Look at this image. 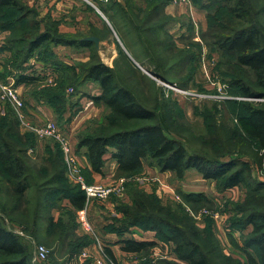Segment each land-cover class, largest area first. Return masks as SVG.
I'll return each instance as SVG.
<instances>
[{
  "label": "trees",
  "instance_id": "16d2710c",
  "mask_svg": "<svg viewBox=\"0 0 264 264\" xmlns=\"http://www.w3.org/2000/svg\"><path fill=\"white\" fill-rule=\"evenodd\" d=\"M191 1L194 5V1L199 0ZM211 1L212 6L200 4L206 8L205 11L218 6L214 15L209 12L206 14L207 25L208 19H211L209 28L215 30L217 27L225 31V34H214L212 43L218 50L232 56L230 80L223 79V81L234 90L238 98L264 99V29L262 30L258 25L264 17V1L258 0L260 6L253 12V18H250L248 10L249 0ZM168 3L169 0H158L152 13L159 15L161 7ZM33 13V9L31 10L25 3H19L17 0H0V30L9 32L5 49L11 54L9 61L11 68L19 72V75L16 72L14 76V84L36 80L20 72L24 63L44 43L46 46L62 44L75 48L95 49L94 43L84 41V37L75 40L67 38L69 37L67 35H61L55 25L53 26L58 35L48 29L40 30L41 22L39 23L37 18L30 19ZM217 21L222 22V26H217ZM232 23L237 25H229ZM163 24H157L156 28L148 26V29L165 31ZM157 39L160 41L159 38ZM46 46L42 47L43 50H40L38 55L44 60H48L51 54ZM88 61L89 65L82 72L84 81L86 82L87 79L100 87L101 93L96 100L105 107L101 120L91 121L86 131L80 134L76 144L77 149H86L87 164L92 172L102 173L107 155L116 161L117 178L138 177L142 174L145 165L155 167L160 172H171L177 180H182L187 171L195 170L204 180L214 182L218 192L240 186L245 190V198L255 205H262V202L264 204V180L252 177L253 172L249 166L247 167L249 174L243 166H239L240 159L249 156L248 151L240 150V147L251 148L254 144L262 153L261 156H264L263 103L242 104L243 111L238 117V124L245 127L243 133L237 127L225 126L221 127L223 130L221 138L212 139L214 145L227 143L233 151L222 152L216 149L212 155L201 150L188 151L181 142L170 136L172 132L169 129L170 120L167 121L163 112L158 110L156 113L154 109L138 101L132 91L118 81L113 69L99 59L89 57ZM70 73L77 75L73 71ZM62 79L63 77L56 87L42 88L32 93L36 101L48 105L58 120L62 119L68 102L64 93L66 86ZM66 80L73 81V78L71 76ZM1 81L6 83L3 79ZM84 81L82 79L79 84H75L80 86L85 83ZM252 105H260V107ZM14 127L20 132L19 137L12 136ZM32 138L36 139L32 133H21L12 110L4 116L0 115V176L9 187L7 194L16 198L11 205L7 201H0V210L7 214L15 212L16 215L30 217L29 225L25 228L26 236L30 238L39 239L44 233L47 236L53 235L55 253L62 251V255L65 256L64 264L65 260L71 261L73 256L88 244L87 236L76 234L78 225L75 211L84 208L85 195L79 185L67 178L63 154L57 144L52 142L57 153L45 150L47 157L41 159L40 164L30 165L27 162L26 152L36 145ZM12 141L20 146L16 148ZM149 162L150 164H147ZM257 164L260 167V163ZM57 185L58 188H55ZM129 186L135 188L127 194L129 204L119 207L118 211L123 216L119 231H127L134 226L153 231L158 240L172 243L176 259L185 264H264V209L250 208L243 222L239 220L240 224L245 225L240 228L242 231L252 226V230L237 244L238 250L244 255L241 261L223 255L217 237L209 227L200 231L194 228L195 223L193 227L190 224L185 225L187 218L173 214L169 207H165L153 194H146L134 183H127L126 188ZM29 190L34 193L31 199L27 197ZM257 190L263 191L255 194ZM181 196L190 204L208 197L200 193L182 191ZM64 200L69 201L73 209L63 206ZM246 204L250 206L249 201ZM54 211L58 212L56 223L53 222ZM235 225L233 222L232 226ZM234 229L238 230L235 227ZM122 243L123 252L137 255L144 252L149 254L158 247L155 242H138L131 239H126ZM105 251L114 261L112 254L108 250ZM0 264H32L22 239L1 223ZM156 264H178V262L160 259Z\"/></svg>",
  "mask_w": 264,
  "mask_h": 264
},
{
  "label": "rangeland",
  "instance_id": "374dc122",
  "mask_svg": "<svg viewBox=\"0 0 264 264\" xmlns=\"http://www.w3.org/2000/svg\"><path fill=\"white\" fill-rule=\"evenodd\" d=\"M17 1L19 3L28 2V0ZM171 1L169 0V3ZM91 2L94 6L82 1L80 2V4L85 5L83 7L82 5L80 6L88 14L86 17L87 27L80 30L76 29V25H73V28L70 30L71 32L67 34L69 36L67 38L78 40L90 36L92 33L99 35L104 45L98 43V53L94 51L95 49L93 47L88 48L89 57L99 59V61L112 68L118 81L128 87L142 104L154 109L156 113H158V110L161 113L163 112L166 115L167 121L170 120L168 122L170 125L169 129L172 131L170 132V136L181 142L188 151L201 150L208 155L214 154V150L216 149L222 150V152H226L227 150L233 151V148L227 146V143L214 145L212 139L214 137L221 138L223 133L221 127L225 126L237 127L243 133L245 127L238 124V117H240L243 111L242 104H264V102L251 100L245 102L244 100L236 99L238 96L235 95L234 90L229 88L226 82L223 81V79L230 78L232 56L218 50L212 41L214 40V34H225V31L220 28L217 29V27H215V30L209 28V22L212 23V20L208 19V25L206 20V26L204 25L205 27L200 31V41L194 40V38H191L192 30L186 19H181L180 17L172 18L169 16L160 18L155 12L152 13L157 6L158 0H91ZM31 3L33 5L38 4L39 0H31ZM200 4L212 6V1H194V6L197 9L205 11L206 8ZM33 5L29 6L31 10L33 9ZM259 6L258 0H249L248 10L250 12V18H253V12L255 10L257 11ZM216 8L218 6L212 7L205 12L206 14L211 13L214 15ZM33 11L34 13L30 15V19L36 20V12L34 9ZM103 16L104 20L105 18L108 19V24L113 27H111L112 29L106 26L104 30H97L94 27L96 24L95 21L102 20ZM44 21L45 24L39 27L40 30L48 29L50 32H56L53 26L56 22L51 24V22L46 23V19ZM159 23H164L165 31L153 29L150 31L148 29V26L156 28L155 26ZM178 23L182 26L180 27L181 31L174 29V25ZM221 24L223 23L217 21V26H222ZM229 25L235 26L237 23ZM258 25H260L262 30L264 29V17L261 18ZM198 33L199 30H197V35ZM0 36L5 38V36H9V32L0 30ZM5 47V43L2 42L0 44V63L2 62L4 65L2 63L0 65L3 68V70L0 68V80L3 79L7 83L9 78L7 71L11 68V65L5 64L6 55L3 53ZM94 47H96L95 44ZM9 55L11 54L7 53V56ZM88 58L87 60L80 59L78 62L71 63V70L69 67L67 70L65 69L62 82L70 94L79 90L83 91V89L89 93H94V90L98 89L99 86L96 83L88 81L87 79L86 82L84 81L85 77H83L82 72L89 65ZM61 67L63 68V66ZM72 71L77 75H72L70 73ZM212 74L219 76V83L221 85H226L223 90H217V86H212L209 81ZM71 76L73 81L66 80L70 79ZM82 79L85 83L77 86ZM85 84H89L90 87L84 88ZM35 88L38 90V87ZM187 91L192 92V94H185ZM86 94L85 92L84 95ZM226 97H233L234 99H226ZM2 106L5 108V114L12 110L10 106ZM252 106L260 107V105ZM104 112L105 110L102 114ZM54 119V121H62V119L58 120L56 116ZM213 127H216V129ZM13 131L12 136L16 135L19 137L20 132L15 130V127ZM20 131L26 133L21 129ZM33 140L36 144L40 142L36 139ZM11 143L16 148L20 146L16 145L13 141ZM34 148L32 147L26 152L27 162L30 165L41 163L40 160L37 161L36 159L35 155L37 153L36 148ZM41 149L42 151L50 150L52 153H57L55 145L50 141L42 143ZM240 150L248 151L249 156L240 159L241 163L239 162V166H243L248 174L249 170L247 167L249 166L257 171L256 175L252 173V177H258L264 180V156H261L262 153L260 150L255 148L254 144H252L251 148L240 147ZM258 162L260 163V167L257 164ZM147 164H150V162ZM144 177L149 178L148 175ZM0 184V201H7L11 205L16 198L13 195L11 197L9 196L10 194H7L9 187L5 184L2 176H0ZM169 184L170 186L174 185L173 182ZM134 185L137 186L136 184ZM55 188H58V185ZM134 188L131 186L127 187L123 196L113 197L112 201L118 205L121 204L119 207L126 206L125 204L129 203H125L126 195L129 191L132 192ZM170 188L179 197V200L174 198L170 193H165L169 194V197L165 200L167 203L163 204L165 207H169L170 211L176 216L187 218L188 220L185 222V225L190 224L193 227L192 225L195 223L194 228L196 230L201 231L203 228L209 227V229L214 231L215 236L218 234L219 239L217 240L224 256H231L233 259L241 261L244 259V255L238 250L237 244L247 234L239 235L237 237L238 239H234L232 236H227L226 238L225 233L232 234L233 232L239 231L240 228H243L245 225L240 224L239 220L243 222V218L249 212L250 208H253V210L264 209L263 202L262 205H255L254 202L245 198V190L241 188L240 194H236L234 199L224 196L218 199L213 196H208L207 198L203 196L205 199H198L193 204H190V202L187 203L184 197L182 198L181 190H176L173 186ZM262 191L257 190L255 194ZM33 195V191L29 190L27 197L31 199ZM247 200L250 206H247ZM0 221L1 224L12 230L22 239L23 244L27 247V254L32 264H63L65 256L64 254L62 255V251L57 252L58 254L55 253L53 243L55 238L53 235L47 236L44 233V236L41 235L39 239L26 236L25 228L29 225L30 217L16 215L15 212L7 214V212L0 210ZM216 221L220 228H217ZM233 222L236 224L235 226H232ZM234 227L238 230H235ZM248 227H251L252 230V226ZM240 231L244 232L242 230ZM91 239L93 240V238ZM41 245L46 248L48 255L45 260L38 261L36 260V251ZM223 245L226 246L224 249ZM157 246L159 247L151 250L149 254L144 252L141 255H136L134 260L138 262H149L150 264H156L160 259L175 260L174 258L176 256L173 252L174 247L172 243L163 242L159 239ZM103 250L107 256V258L104 256L105 264H109V256L105 251L106 249L103 248ZM56 251L58 250L56 249ZM79 253L75 254L71 261L69 259L67 261L65 260L64 264H81L77 261ZM91 255L92 258L89 257L88 259L94 264L96 258H94V254ZM87 263L90 264L89 261H86L85 264Z\"/></svg>",
  "mask_w": 264,
  "mask_h": 264
},
{
  "label": "crops",
  "instance_id": "0c3cea01",
  "mask_svg": "<svg viewBox=\"0 0 264 264\" xmlns=\"http://www.w3.org/2000/svg\"><path fill=\"white\" fill-rule=\"evenodd\" d=\"M80 2L78 0H39L38 4L33 5L31 0H28V2L25 4L28 6L33 5L32 8L37 14V21L39 23L41 22L40 26L44 24L45 19L46 23L51 22V24H53L56 22V24L53 25L56 26L58 32L61 35H67L71 32L70 30L73 28V25H76V29L80 30L87 27L86 17L88 14L84 8H81L80 5L82 4H80ZM189 3L183 5L181 3H175L174 0H172L167 5L161 7L159 16H169L172 18L180 17L181 19H186L192 30L191 38L200 41V31L206 26V12L197 9L191 0ZM83 6L85 5H82V7ZM39 17L41 18L39 19ZM102 18V20L95 21L96 24L94 27L97 30H104L106 26L110 27L109 29H112L113 27L108 24V19L105 18L104 20V16ZM180 27H182L180 23L174 25V29H178L179 31H181ZM197 30H199L198 35ZM1 37L2 36H0V44L2 42L5 43L7 37H2V39ZM88 37H96L98 39V43L104 45V43L101 42L102 40L99 38V35L91 34L90 36L84 37L83 39ZM98 43L95 45V50L97 53L99 52ZM43 46H46V43L34 51L31 57L24 63L23 69L20 72V74L33 77L36 80L26 83L20 82L18 84H14V76L16 75L17 71L15 72V70L10 68L8 69L7 73L9 76L7 82L18 89V92L24 100V112L26 116L32 123L36 124L55 120V114L48 107V105L44 104L42 101L38 102L35 100L36 98L32 95L33 91L36 90L35 87H38V90H41L42 87H56L59 84L62 75L65 74V69L70 67L72 65L71 63L78 62L80 59L87 60L89 57V49L86 47L75 49L69 45L59 44L46 46L49 48L51 54L48 60H44L38 56L40 50H43ZM3 53L6 55L5 64H9V58L11 55L7 56V53L10 54V52H8L7 49H4ZM1 63L0 65L3 64ZM61 66H63V68ZM0 68L3 70L2 66H0ZM17 73L19 75V72ZM89 87V84H85L84 88ZM84 91L87 93L86 95H84ZM64 93L68 102L63 112L62 121L57 122L69 133L73 152L76 156L78 165L80 166L83 181L86 184L110 183L114 179H117L116 161L112 159L110 155H107L105 157L106 162L102 168V173H94L89 169L87 164L86 149H77L76 147L80 134L86 131V128L88 125H90V122L94 120H101L103 116L102 113L105 110V107L100 101L96 100V97H98L101 93L100 87H98L97 90H94V93H89L85 89H83V91H76L72 94H70L67 89H65ZM44 142L45 141L38 142L35 146L36 149L34 148L37 153L35 155L37 161L47 157L46 151H42L41 149L42 143ZM250 169L256 175V170L252 168ZM145 175H148L151 181H147V183L143 186H137L138 189L142 190L146 194H153L162 204L167 203L165 200L169 197V194H165L161 191L158 185L159 181L165 182L167 184L173 182L174 185L171 186H173V188L176 190H181L184 193H200L206 196H213L217 199L223 196L234 199L236 194L239 195L241 191V187L239 186L223 192H218L214 182L204 180L201 174L195 170L187 171L182 180H177L171 172H160L155 167L145 165L142 174H140L138 177ZM112 199L113 198H110L105 201L85 199L84 208L80 211H75L76 223L78 225L76 233L79 236H87L89 241L87 245L82 247L80 252L88 253L90 258H92L91 254H94V258L100 259L99 247H102L112 254L114 261H112L109 257L108 258L114 264H144L142 261L138 262L134 260L137 254L123 252L122 247L124 244L122 242L126 239H131L138 242H155L156 245H158L159 240L157 239L155 232L146 231L137 226L131 227L127 231H119L121 230V224L123 220L122 214H120L118 211L119 205L121 204H116L112 201ZM127 202H130L128 195H126L125 203ZM63 206L73 209L72 205L67 200L63 201ZM57 219L58 212L54 211L53 222L56 223ZM215 223L217 228H220L217 224L218 222L216 221ZM85 224L91 228V231L86 230L84 226ZM243 231L244 232H233L232 234H228L226 232L225 235L226 238L227 236H232L234 239H238L237 237L239 235L242 236L248 234L251 231V227H248ZM216 237L219 239L218 234ZM91 238H93V240ZM225 247L226 246L223 245V249ZM81 253H79L77 257H79ZM88 258L80 261V263L85 264L86 261H89L90 264H93V262ZM174 259V261L178 262L179 264H183V262L178 261L176 257Z\"/></svg>",
  "mask_w": 264,
  "mask_h": 264
},
{
  "label": "built area",
  "instance_id": "2783aa9c",
  "mask_svg": "<svg viewBox=\"0 0 264 264\" xmlns=\"http://www.w3.org/2000/svg\"><path fill=\"white\" fill-rule=\"evenodd\" d=\"M90 5H93L91 0H78ZM175 3H181L183 5L188 4L190 0H174ZM190 4V3H189ZM207 68V67H206ZM206 72V71H205ZM212 86H217V90H223L225 84L221 85L219 82L218 75L212 74L209 78ZM214 79V80H213ZM184 93V92H183ZM185 94H192V92L187 91ZM226 99H234L233 97H226ZM240 100H251L256 102H264L263 98L254 99H244L236 98ZM10 106L15 118L17 120L18 126L22 131L32 133L38 141H51L57 144L63 154V160L65 165V174L67 178L74 184L80 186L81 190L84 192L86 200H98L105 201L111 197L123 196L126 189L127 183H134L138 186H143L147 181L151 179L142 177L134 178H117L107 184H86L81 176L80 166L78 165L76 156L73 152L72 144L70 141V136L68 131H66L62 126L58 124L57 121H45L40 124L32 123L24 112V100L22 99L18 89L13 87L10 83L0 82V115H5V108L2 106ZM158 185L164 193H170L174 198L179 200V197L174 193V191L168 186L167 183L159 181ZM86 230L91 231V228L85 224ZM100 259H96L94 264H105L106 254L102 247H99ZM48 255V251L44 246H39L36 251V260L43 261ZM89 254L82 252L77 258V261H82L87 259ZM109 264H114L109 260Z\"/></svg>",
  "mask_w": 264,
  "mask_h": 264
},
{
  "label": "water",
  "instance_id": "95a60500",
  "mask_svg": "<svg viewBox=\"0 0 264 264\" xmlns=\"http://www.w3.org/2000/svg\"><path fill=\"white\" fill-rule=\"evenodd\" d=\"M84 41H86V42H92L95 45H97V43H98V39L96 37H88V38H85Z\"/></svg>",
  "mask_w": 264,
  "mask_h": 264
}]
</instances>
